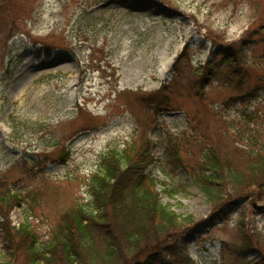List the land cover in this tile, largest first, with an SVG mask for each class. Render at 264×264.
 Returning <instances> with one entry per match:
<instances>
[{
    "label": "rangeland",
    "instance_id": "374dc122",
    "mask_svg": "<svg viewBox=\"0 0 264 264\" xmlns=\"http://www.w3.org/2000/svg\"><path fill=\"white\" fill-rule=\"evenodd\" d=\"M9 1L10 10H0L13 15L18 32L0 38V184L42 193L35 207H15L12 222L24 223L27 215L46 235L59 209L86 201L85 180L101 155L147 130L157 157L148 172L158 180L162 201L193 216L180 238L190 262L241 263V209L218 221L189 172L171 162L165 141L190 124L213 132L212 104L240 122L245 114L239 109L247 104H228L230 97L249 93L264 109V35H252L264 0ZM243 38L249 61L236 70L239 85H223L220 69L222 79H209L205 94L196 96L204 80L197 69L209 61L221 65L222 45ZM162 86L166 90L159 91ZM154 91L167 97L158 113L140 99ZM258 123L264 129V118ZM62 143L69 156L53 159ZM179 184L173 196L164 190Z\"/></svg>",
    "mask_w": 264,
    "mask_h": 264
},
{
    "label": "trees",
    "instance_id": "16d2710c",
    "mask_svg": "<svg viewBox=\"0 0 264 264\" xmlns=\"http://www.w3.org/2000/svg\"><path fill=\"white\" fill-rule=\"evenodd\" d=\"M9 4V0H0V7L8 6L6 10H10ZM0 14V38L13 36L18 32L13 15L3 14L2 10ZM256 18L257 29L252 35H264V13L260 11ZM222 48L221 65L209 61L197 69L196 74L201 73L204 80L199 91L194 83L196 96L205 94L203 83L209 79H222L218 76L220 69L227 79L223 85H239L241 78L236 70L249 61L245 38L233 46L225 43ZM163 90L165 86L159 91ZM159 91L140 96L155 113L167 99L159 97ZM250 98L251 94L246 93L227 100L231 105L240 101L247 104L246 110L239 109L245 114L240 122L235 117L230 120L211 103L213 132H208V127L202 129L201 124H190L189 131L182 130L165 141V150L175 166L189 172L218 221H226L241 209L236 225L241 241L236 258L242 262L238 264H264V129L258 123L264 118V109ZM155 147L147 130H141L121 148L108 149L85 180L86 201L75 200L59 209L46 235L31 226L27 215L24 223L15 225L10 214L24 203L35 207L41 198L40 188L24 192L1 179L0 231L4 234V249L0 250V264H196L190 262L180 245L181 234L193 222V216L170 209L156 189L158 180L148 172L157 161ZM55 148L51 157L65 161L69 150L63 143ZM180 185L164 190L173 196ZM247 214L254 216L249 218ZM257 215L263 218L256 220Z\"/></svg>",
    "mask_w": 264,
    "mask_h": 264
}]
</instances>
